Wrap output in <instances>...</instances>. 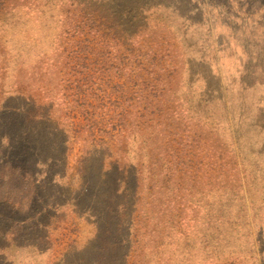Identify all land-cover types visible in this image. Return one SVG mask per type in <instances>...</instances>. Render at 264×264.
I'll return each mask as SVG.
<instances>
[{
    "label": "trees",
    "instance_id": "obj_1",
    "mask_svg": "<svg viewBox=\"0 0 264 264\" xmlns=\"http://www.w3.org/2000/svg\"><path fill=\"white\" fill-rule=\"evenodd\" d=\"M48 1L0 0V18L5 19L0 28L5 42L10 40L0 75V185L10 184L7 193L18 194L16 200L0 198V264H16L10 247L52 240L51 232L70 214L92 235L78 240L77 232L59 261L50 264H130L136 257L137 227L145 223L138 214L140 170L129 171L134 200L128 203L131 189L118 185L123 168L116 166L119 161L105 138L113 141L130 126L165 131L181 123L184 110L175 87L183 63L172 47L171 26L144 16L143 5L114 10L110 2L54 0L47 6ZM175 1L182 7L181 0ZM169 3L154 1V6ZM114 76L119 82H113ZM78 114L82 124L77 129L73 119ZM84 134L90 148L77 160L81 181L64 189L57 181L67 177L71 145ZM99 149L105 154L99 156ZM59 163L64 172L55 170ZM164 170L170 179V161ZM96 202H102V211L94 217ZM29 230L35 238L19 242L32 234ZM120 231L128 238L124 251ZM18 233L24 234L15 238Z\"/></svg>",
    "mask_w": 264,
    "mask_h": 264
},
{
    "label": "rangeland",
    "instance_id": "obj_2",
    "mask_svg": "<svg viewBox=\"0 0 264 264\" xmlns=\"http://www.w3.org/2000/svg\"><path fill=\"white\" fill-rule=\"evenodd\" d=\"M87 1L110 2L114 10L143 5L144 16L171 26L172 47L184 67L175 87L184 110L181 123L175 121L165 131L130 126L113 141L105 138L119 161L116 166L123 168L118 185L131 189L128 203L134 200L130 172L140 170L143 204L138 214L145 223L137 227L136 257L130 264H264V0H191V5L181 0L182 7L174 0ZM154 1L171 3L157 7ZM5 39L0 28V75L3 49L10 45ZM112 80L119 82L116 76ZM73 123L78 129L82 117L76 115ZM85 138L71 145L67 177L57 181L64 189L76 188L81 181L77 160L90 148ZM167 161L170 179L164 178ZM65 169L62 163L55 168ZM6 186L1 183L0 198L12 196ZM14 196L10 199L16 200ZM95 206L97 217L102 202ZM58 213L65 217V210ZM79 220L70 214L51 232L52 240L38 238L35 246L10 247L9 257L16 264L58 262L77 232L78 240L91 237L92 229ZM123 232H118L120 238ZM32 234L18 241L32 239ZM155 256L161 257L158 262Z\"/></svg>",
    "mask_w": 264,
    "mask_h": 264
}]
</instances>
